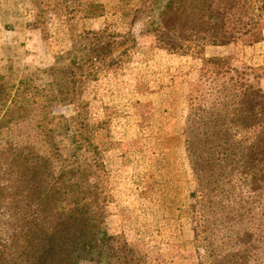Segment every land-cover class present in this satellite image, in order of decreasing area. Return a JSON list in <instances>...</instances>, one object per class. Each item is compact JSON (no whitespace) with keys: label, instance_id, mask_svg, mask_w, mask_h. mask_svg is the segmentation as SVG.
Segmentation results:
<instances>
[{"label":"trees","instance_id":"trees-1","mask_svg":"<svg viewBox=\"0 0 264 264\" xmlns=\"http://www.w3.org/2000/svg\"><path fill=\"white\" fill-rule=\"evenodd\" d=\"M82 12L97 17L104 8L90 0ZM118 13L129 19L132 42L150 35L160 50L201 60L182 133L201 263L264 264L263 74L233 66L228 55H203L206 47L262 42L264 2L119 0ZM128 39L105 29L79 35L44 71L47 83L22 79L13 95L15 85L0 73V117L7 112L0 118V264H157L105 229L92 169L109 121L89 123L87 102L73 93L77 70L88 68L95 80L98 65ZM60 104L75 105V115L52 116L58 126L46 130Z\"/></svg>","mask_w":264,"mask_h":264},{"label":"rangeland","instance_id":"rangeland-1","mask_svg":"<svg viewBox=\"0 0 264 264\" xmlns=\"http://www.w3.org/2000/svg\"><path fill=\"white\" fill-rule=\"evenodd\" d=\"M87 1L0 0V73L5 83L15 85L13 95L22 79L47 83L44 71L79 35L105 29L129 37L111 60L98 65L95 80L89 81L88 68L77 70L73 92L87 102L89 123L109 121L108 132L100 135L99 163L92 169L104 226L148 261L202 264L192 241L194 183L182 134L201 60L160 50L150 35L132 42L129 19L118 13L119 0H94L103 6V15L84 18ZM124 49L127 56L120 55ZM203 55H228L233 66L260 71L264 90V39L253 46L206 47ZM10 108L16 116V108ZM6 113L3 108L1 117ZM75 113V105H57L43 126H58L52 116L67 119Z\"/></svg>","mask_w":264,"mask_h":264}]
</instances>
